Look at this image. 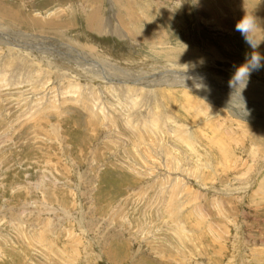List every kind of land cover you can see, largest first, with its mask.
Segmentation results:
<instances>
[{"label": "rangeland", "instance_id": "374dc122", "mask_svg": "<svg viewBox=\"0 0 264 264\" xmlns=\"http://www.w3.org/2000/svg\"><path fill=\"white\" fill-rule=\"evenodd\" d=\"M0 264H264V0H0Z\"/></svg>", "mask_w": 264, "mask_h": 264}, {"label": "clouds", "instance_id": "9594fccd", "mask_svg": "<svg viewBox=\"0 0 264 264\" xmlns=\"http://www.w3.org/2000/svg\"><path fill=\"white\" fill-rule=\"evenodd\" d=\"M254 27H255V21L253 20V18L244 17L240 21L237 22V24L235 25V30L239 32L242 37H244L246 43H249L250 45H252L248 37H249V32ZM259 61H260V57L258 55H253L251 57V64L248 66L241 67V68H245L246 70L244 72L239 73V75L241 77H245V76L247 77L249 75L250 68L260 67ZM237 74L238 72L236 73V77H237Z\"/></svg>", "mask_w": 264, "mask_h": 264}, {"label": "bare ground", "instance_id": "6f19581e", "mask_svg": "<svg viewBox=\"0 0 264 264\" xmlns=\"http://www.w3.org/2000/svg\"><path fill=\"white\" fill-rule=\"evenodd\" d=\"M102 28V27H101ZM13 44H16V46H19L20 45V41H15V40H13ZM43 45H45V44H42V42H39L38 44H37V46L38 47H44L45 48V46H43ZM64 49H66L67 51H70V50H68L67 49V47H63ZM61 49V48H60ZM72 52V51H71ZM81 55V54H80ZM65 57V56H64ZM66 58V57H65ZM65 62L66 61H64V60H62V63H64L65 64ZM76 59H72V61H69V60H67V63L68 64H71V63H73V64H76ZM78 63H80V64H83L82 62H77V64ZM76 64V65H77ZM95 64V63H94ZM96 64H97V67H99L100 65H99V62L97 63L96 62ZM83 67V66H82ZM69 69V68H68ZM109 71L107 70V69H105L104 70V78H106V79H108V77H111L110 75H109ZM177 76H182V75H177ZM113 77V76H112ZM183 77V76H182ZM178 78L179 77H175V80H178ZM184 78H185V76H184ZM110 79V78H109ZM119 79V78H118ZM124 81H126V80H123L122 82H124ZM186 81V80H185ZM121 82V81H120ZM121 82V83H122ZM156 83H159V81H157L154 77H152L151 79H149L148 80V82H146V85H139V86H143L144 88H146V89H144V90H146V91H148V89L150 90L151 88H154V87H157L158 85H153V84H156ZM178 83H180V81L178 82V81H176V83L175 84H178ZM185 83V82H184ZM168 84V86L170 85V83H167ZM173 83H171V85H172ZM184 86H186V87H190L191 85H188V84H185ZM115 88H116V86H115ZM122 89H124L123 87L121 88V90ZM143 90V91H144ZM115 91V90H114ZM118 91V90H117ZM122 92H125V91H122ZM127 92V91H126ZM131 92V91H130ZM117 93H119V92H117ZM114 94H116L115 92H114ZM116 96V95H115ZM125 96V95H124ZM122 97V96H121ZM126 100H127V98H126ZM117 101V100H116ZM255 102L256 103H259V104H263V103H260V100H255ZM98 104V103H97ZM89 110H93V112H94V109H93V107H91V108H89ZM100 110V109H99ZM101 112V111H100ZM149 137V136H148ZM222 156L224 157L225 156V154H222Z\"/></svg>", "mask_w": 264, "mask_h": 264}]
</instances>
